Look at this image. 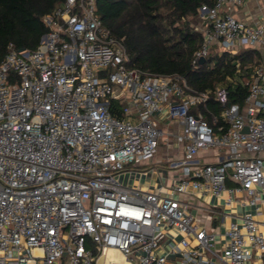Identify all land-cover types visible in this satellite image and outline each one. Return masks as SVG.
Returning a JSON list of instances; mask_svg holds the SVG:
<instances>
[{"label":"built area","instance_id":"2783aa9c","mask_svg":"<svg viewBox=\"0 0 264 264\" xmlns=\"http://www.w3.org/2000/svg\"><path fill=\"white\" fill-rule=\"evenodd\" d=\"M243 2L198 8L194 28L203 41L194 66L213 47L232 54L264 48V24L232 13ZM43 21L48 31L34 50L10 44L0 63V264H96L108 249L137 264H169L156 253L169 229L182 234L170 247L183 254L181 264H215L206 252L224 264L264 257V221L253 213L230 223L218 252L214 231L198 225L180 197L225 190L226 203L240 193L262 213L264 63L237 61L239 75L227 79L248 94L233 102L227 84L194 92L178 74L130 67L123 39L98 16L97 0H64ZM211 97L221 109L208 120L200 107ZM112 99L122 105L120 116ZM164 108L181 125L175 138L183 155L169 162L178 181L157 191L123 183L122 172L158 153L163 131L156 116ZM210 150L217 161L200 157Z\"/></svg>","mask_w":264,"mask_h":264},{"label":"trees","instance_id":"16d2710c","mask_svg":"<svg viewBox=\"0 0 264 264\" xmlns=\"http://www.w3.org/2000/svg\"><path fill=\"white\" fill-rule=\"evenodd\" d=\"M64 0H0V63L8 47L34 50L48 31L43 17ZM216 0H97L98 16L118 39H123L130 67L143 75L182 76L191 91L204 92L217 84H227L233 102H242L248 89L236 77L237 61L244 66L258 62L259 51L242 49L211 52L206 61L194 66L192 59L203 41L194 28L200 21L198 8ZM112 111L121 115V104L112 99ZM221 106L211 97L201 106L208 120L219 114ZM192 111L196 112V109Z\"/></svg>","mask_w":264,"mask_h":264},{"label":"crops","instance_id":"0c3cea01","mask_svg":"<svg viewBox=\"0 0 264 264\" xmlns=\"http://www.w3.org/2000/svg\"><path fill=\"white\" fill-rule=\"evenodd\" d=\"M233 15L239 19L245 20L251 24H264V0H244L241 5L236 6ZM252 49V48H242ZM241 49V50H242ZM259 51L258 62L264 63V48H253ZM167 108L157 114L160 128L163 131L162 141L158 153L151 160L145 161L132 168H129L120 174V180L129 185L141 186L150 190L167 189L170 185L178 181L179 170L169 167V162L183 155V148L176 141L175 134L181 131V125L177 120H169L166 117ZM217 150L201 152L202 160L217 161ZM228 186H233L231 180L227 181ZM227 191L220 195L216 194H182L180 197L191 204V212L195 216L196 222L200 226L214 231L215 246L214 249L221 252L222 245L225 242L224 232L232 221H240L241 216L246 212L253 213L260 221H264V206H260L261 214H257L256 207L244 204L240 201L242 194H235L236 200L230 204L226 203ZM212 210V211H211ZM156 253L165 255L169 264H181L183 254L181 252H171V244L179 242L182 234L177 230L169 229ZM171 236L173 238H171ZM195 244V241H192ZM182 247V246H181ZM109 250V249H108ZM106 251L100 255L96 264H137V260L128 261L126 257L117 249ZM205 258H211L215 264H224L218 257L206 252ZM249 264H264V257L255 254Z\"/></svg>","mask_w":264,"mask_h":264},{"label":"water","instance_id":"95a60500","mask_svg":"<svg viewBox=\"0 0 264 264\" xmlns=\"http://www.w3.org/2000/svg\"><path fill=\"white\" fill-rule=\"evenodd\" d=\"M206 61V58L205 57H202L201 59H200V63H203V62H205ZM118 92V89L113 93V95H116V93ZM103 255V254H102Z\"/></svg>","mask_w":264,"mask_h":264},{"label":"rangeland","instance_id":"374dc122","mask_svg":"<svg viewBox=\"0 0 264 264\" xmlns=\"http://www.w3.org/2000/svg\"><path fill=\"white\" fill-rule=\"evenodd\" d=\"M214 51H216V52L219 51V48H217V47H213V48L211 49L210 53H211V52H214Z\"/></svg>","mask_w":264,"mask_h":264},{"label":"bare ground","instance_id":"6f19581e","mask_svg":"<svg viewBox=\"0 0 264 264\" xmlns=\"http://www.w3.org/2000/svg\"><path fill=\"white\" fill-rule=\"evenodd\" d=\"M110 250H112V249H109L108 251H110ZM105 255V254H104Z\"/></svg>","mask_w":264,"mask_h":264}]
</instances>
